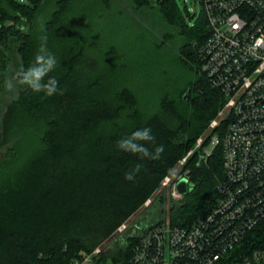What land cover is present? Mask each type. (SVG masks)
<instances>
[{
    "label": "trees",
    "instance_id": "trees-1",
    "mask_svg": "<svg viewBox=\"0 0 264 264\" xmlns=\"http://www.w3.org/2000/svg\"><path fill=\"white\" fill-rule=\"evenodd\" d=\"M114 3L0 0V264L128 260L155 225L110 252L95 253L176 173L225 105V95L201 71L198 52L209 35L204 15L191 26L190 12L176 0H132L161 28L159 35L149 24L132 53L104 39V25L98 27L116 13ZM43 35L58 62L45 80L55 77L61 93L47 97L20 85L7 90L8 77L33 63ZM171 40L181 67L193 70L189 83L168 76L164 56ZM143 128L155 137L154 143L141 142L150 151L163 145L159 159L141 160L118 147ZM195 152L184 166L194 187L168 209L173 225L191 226L217 202L222 151L207 162ZM138 163L135 179L126 180L125 172ZM258 235H247L226 261L252 253L262 242Z\"/></svg>",
    "mask_w": 264,
    "mask_h": 264
},
{
    "label": "built area",
    "instance_id": "built-area-1",
    "mask_svg": "<svg viewBox=\"0 0 264 264\" xmlns=\"http://www.w3.org/2000/svg\"><path fill=\"white\" fill-rule=\"evenodd\" d=\"M201 3L209 30L198 52L201 71L226 102L189 153L198 150L199 162H207L221 149L217 202L191 226L149 228L128 260L108 264H264V0ZM179 180L175 196L183 195ZM256 232L262 242L252 253L226 261Z\"/></svg>",
    "mask_w": 264,
    "mask_h": 264
},
{
    "label": "rangeland",
    "instance_id": "rangeland-1",
    "mask_svg": "<svg viewBox=\"0 0 264 264\" xmlns=\"http://www.w3.org/2000/svg\"><path fill=\"white\" fill-rule=\"evenodd\" d=\"M183 12L188 10L191 17H188V22L191 26L195 25L198 20L204 15V8L201 0H176ZM114 9L116 13L108 17V19L99 21L98 27L105 29L103 31L104 39L120 43L125 50H130L132 53L140 48L143 44V36L146 35L145 30L148 29L149 24H153L155 31L160 35L161 28L158 27L156 16H149L147 11L135 10L132 5V0H114ZM150 14L154 13L153 9L148 10ZM110 15V14H109ZM96 23V24H97ZM96 32L100 30L95 28ZM169 44V43H168ZM177 49L174 41L171 40L169 46H166L165 66L169 71L168 76L170 79L176 81L178 84H186L193 77V70L189 67H181L177 59ZM161 55V54H160ZM147 56V55H146ZM162 59V58H161ZM12 76V75H11ZM9 76L8 79L11 77ZM140 84V82H138ZM7 88V87H6ZM8 90V89H7ZM10 91V90H9ZM12 95L7 93L5 99L10 100ZM227 125V124H226ZM225 125V126H226ZM4 152H0V157L4 156ZM192 154L188 153L177 165V171L174 175H168L163 182L161 189H159L135 215H133L127 222H125L112 236H110L95 253L98 254L101 250L110 252L121 243L126 244V239L130 236H139L150 225H158L160 223H171V216L169 208L172 204L183 200L185 195H174L175 181L187 177L190 179V169L184 170L185 164L189 161ZM195 156V155H194ZM197 160V159H195ZM198 161V160H197ZM180 172V173H179ZM178 175L177 178L175 176ZM192 182V181H191ZM163 197L166 202H160V197ZM158 221H161L158 223ZM172 224V223H171ZM143 235V234H142ZM82 264H93L90 257H87Z\"/></svg>",
    "mask_w": 264,
    "mask_h": 264
},
{
    "label": "clouds",
    "instance_id": "clouds-1",
    "mask_svg": "<svg viewBox=\"0 0 264 264\" xmlns=\"http://www.w3.org/2000/svg\"><path fill=\"white\" fill-rule=\"evenodd\" d=\"M27 31V28H23ZM47 35L40 37L41 43L37 54L34 57L33 63L27 69H21L12 74V76L5 82L8 90H13L17 85L26 86L34 93L43 92L45 96L51 97L61 93L59 82L55 77H48L57 66L56 56L49 51L47 47ZM155 137L150 128H143L133 132L127 138L121 139L118 142V147L128 153L138 154L140 159L156 160L164 151L163 145L155 147L154 151H150L145 143H154ZM142 165L136 164L134 168L129 169L124 174V178L128 181L135 179L136 174L141 170Z\"/></svg>",
    "mask_w": 264,
    "mask_h": 264
},
{
    "label": "water",
    "instance_id": "water-1",
    "mask_svg": "<svg viewBox=\"0 0 264 264\" xmlns=\"http://www.w3.org/2000/svg\"><path fill=\"white\" fill-rule=\"evenodd\" d=\"M193 187V182H191L187 177H184L177 182V188L183 195H187L190 191H192Z\"/></svg>",
    "mask_w": 264,
    "mask_h": 264
}]
</instances>
